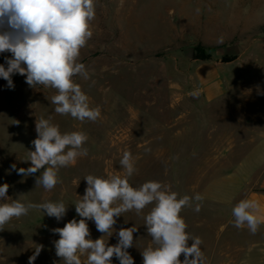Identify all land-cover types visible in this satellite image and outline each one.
<instances>
[{
  "label": "rangeland",
  "instance_id": "rangeland-1",
  "mask_svg": "<svg viewBox=\"0 0 264 264\" xmlns=\"http://www.w3.org/2000/svg\"><path fill=\"white\" fill-rule=\"evenodd\" d=\"M91 30L79 58L90 79L77 76L75 81L90 106L101 108L95 122L55 113L54 89L29 87L18 73L9 89L0 78V185H9L10 197L0 203L19 198L67 206L60 221L33 209L4 225L0 264H28L40 245L34 264H63L53 243L59 235L52 229L81 219L75 202L85 194V176L125 174L119 163L125 150L135 166L129 179L133 187L158 181L180 196H203L199 213L185 207L180 215L186 231L202 239L210 263L220 226L231 216L232 173L264 141V0H98ZM196 48L211 60H194ZM5 58L12 54L0 53V64L7 68ZM206 64L218 65L222 83L221 95L213 101L205 98L197 78ZM193 92L198 96L191 97ZM41 117H51L61 133L88 136V155L61 168V182L51 191L36 185L43 169L29 176L11 170L12 164L31 167L25 160L35 150L32 141ZM255 152L257 162L264 149ZM151 207L139 216L134 210L123 213L113 235L104 237L112 246L121 228L137 227L128 249L134 264H143L141 251L151 244L143 218ZM87 223L91 239L104 235L93 221ZM81 259L86 264V255ZM112 264L119 261L113 257Z\"/></svg>",
  "mask_w": 264,
  "mask_h": 264
},
{
  "label": "clouds",
  "instance_id": "clouds-1",
  "mask_svg": "<svg viewBox=\"0 0 264 264\" xmlns=\"http://www.w3.org/2000/svg\"><path fill=\"white\" fill-rule=\"evenodd\" d=\"M97 6L98 0H0V53L12 54V58H5L7 68L0 64V78L7 81V87L14 89L12 76L18 73L26 77L29 87L55 90L51 96L55 113L70 115L81 122H95L100 118L101 108L90 106L89 97L75 81L77 76L90 79L79 58L93 36L91 23ZM36 132L37 138L32 141L35 150L28 151L25 160L31 162V167L17 169L12 164L11 170L29 176L43 169L36 185L51 191L61 182L58 175L61 168L74 165L78 158L88 155L84 146L88 136L83 131L61 133L51 117L38 119ZM119 163L124 175L85 176V194L75 202V212L81 219L74 218L64 227L52 229L59 235L53 243L56 256L62 258L63 264H82L81 256L85 255L86 264H112L113 257L119 264H134L128 249L134 246L133 234L137 227L121 228L117 233L118 243L112 246L104 237L113 235V226L123 213L134 210L139 216L149 205L152 207L143 218L151 244L141 251L143 264H209L201 250L202 239L186 231L188 226L180 215L185 207L199 213L203 196L198 193L194 197L180 196L170 185L158 181L133 187L129 182L135 172L131 152L125 150ZM8 189L7 183L0 185V200L10 199ZM260 208L253 199H241L232 208L234 226L246 225L256 234L264 222L259 215ZM33 209L57 221L67 212L63 201L35 204L11 199L10 203H0V230L13 218L26 216ZM89 220L104 235L91 239ZM42 248V245L35 248L28 264H34Z\"/></svg>",
  "mask_w": 264,
  "mask_h": 264
},
{
  "label": "crops",
  "instance_id": "crops-1",
  "mask_svg": "<svg viewBox=\"0 0 264 264\" xmlns=\"http://www.w3.org/2000/svg\"><path fill=\"white\" fill-rule=\"evenodd\" d=\"M200 90L208 101L217 99L222 92L218 65L206 64L197 70ZM264 149V141L238 164L232 173L230 220L222 223L216 243V252L209 258V264H264V222L256 234L247 226L236 228L232 208L241 199H253L261 208L259 215L264 218V155L257 162L252 157L255 151ZM260 172V174H258Z\"/></svg>",
  "mask_w": 264,
  "mask_h": 264
},
{
  "label": "trees",
  "instance_id": "trees-1",
  "mask_svg": "<svg viewBox=\"0 0 264 264\" xmlns=\"http://www.w3.org/2000/svg\"><path fill=\"white\" fill-rule=\"evenodd\" d=\"M211 55L203 53L201 48H196L194 53V60L200 61V62H206L211 60Z\"/></svg>",
  "mask_w": 264,
  "mask_h": 264
},
{
  "label": "water",
  "instance_id": "water-1",
  "mask_svg": "<svg viewBox=\"0 0 264 264\" xmlns=\"http://www.w3.org/2000/svg\"><path fill=\"white\" fill-rule=\"evenodd\" d=\"M198 93H199V92H193V93L190 94V96H191V97H196V96H198Z\"/></svg>",
  "mask_w": 264,
  "mask_h": 264
}]
</instances>
